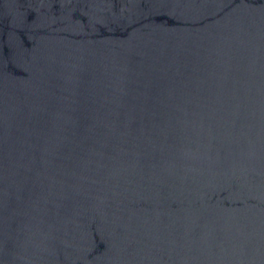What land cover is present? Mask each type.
I'll return each instance as SVG.
<instances>
[{"label":"water","instance_id":"95a60500","mask_svg":"<svg viewBox=\"0 0 264 264\" xmlns=\"http://www.w3.org/2000/svg\"><path fill=\"white\" fill-rule=\"evenodd\" d=\"M0 264H264V0H0Z\"/></svg>","mask_w":264,"mask_h":264}]
</instances>
